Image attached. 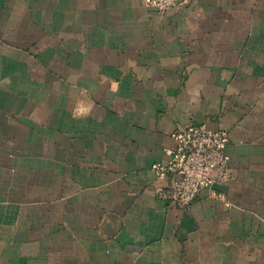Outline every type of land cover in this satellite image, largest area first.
<instances>
[{"label":"crops","instance_id":"crops-1","mask_svg":"<svg viewBox=\"0 0 264 264\" xmlns=\"http://www.w3.org/2000/svg\"><path fill=\"white\" fill-rule=\"evenodd\" d=\"M200 124L232 177L182 208ZM0 264H264V0H0Z\"/></svg>","mask_w":264,"mask_h":264},{"label":"built area","instance_id":"built-area-1","mask_svg":"<svg viewBox=\"0 0 264 264\" xmlns=\"http://www.w3.org/2000/svg\"><path fill=\"white\" fill-rule=\"evenodd\" d=\"M183 0H145L148 7L164 14ZM177 147L166 165H154L159 177L173 173L168 197L178 207H188L205 187H212L232 177L227 152L229 130L206 124L193 125L173 134ZM220 174V176L217 175Z\"/></svg>","mask_w":264,"mask_h":264}]
</instances>
